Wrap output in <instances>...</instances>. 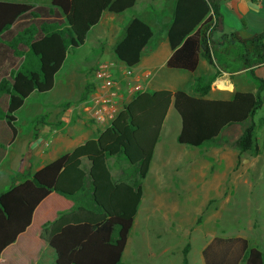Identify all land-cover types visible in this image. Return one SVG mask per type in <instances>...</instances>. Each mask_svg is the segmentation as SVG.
<instances>
[{
	"label": "trees",
	"instance_id": "1",
	"mask_svg": "<svg viewBox=\"0 0 264 264\" xmlns=\"http://www.w3.org/2000/svg\"><path fill=\"white\" fill-rule=\"evenodd\" d=\"M44 1L52 15L61 13L64 19L25 28L8 43L15 55L23 58L11 81L0 82V96L9 97L6 111L0 105V120L14 137L17 114L26 100L34 93L47 94L54 89L70 50L84 45L104 12L122 14L132 10L138 0ZM222 2L176 0L168 32L173 50L168 67L195 72L200 58L224 67L220 57L224 54L250 68L259 82L258 93L237 92L230 101L204 99L217 74L196 79L199 97L184 91L138 93L99 137L0 192V264H37L47 245L56 251V264H124L143 198V182L171 106L182 121L179 144L193 148L224 144L231 128L247 124L233 145L240 153L264 154L256 143L254 122L263 105L264 80L256 77L255 69L264 65V31L247 40L237 32L226 33ZM34 9L25 0H0V42L20 20L29 16L38 19ZM216 34L221 35L220 41L214 39ZM152 38L149 24L134 18L114 47L117 60L128 68L137 66ZM217 45H227L222 54ZM95 89L94 84L88 85L83 100ZM111 159L117 178L111 171ZM190 251L188 243L182 251V264H190ZM203 254L207 264H264V251L244 240L216 238Z\"/></svg>",
	"mask_w": 264,
	"mask_h": 264
},
{
	"label": "crops",
	"instance_id": "2",
	"mask_svg": "<svg viewBox=\"0 0 264 264\" xmlns=\"http://www.w3.org/2000/svg\"><path fill=\"white\" fill-rule=\"evenodd\" d=\"M25 2L36 7L35 3L37 0H25ZM41 2L46 5L43 7L45 11L39 14L38 19L41 22H54L64 19L61 13L52 15V9L47 1L42 0ZM175 8L176 0H138L132 10L122 14L104 12L100 23L90 31L89 35L100 24H104L105 27L101 30L104 33L103 36L110 46L115 47L117 43L114 44V40L117 38L119 32L123 27L125 30L129 22L134 18L142 19L153 30V38L144 51L141 62L133 68H128L124 64H121L120 67L117 66V70L115 71L116 77L114 76V78L120 84V90L123 93V95L121 93V97H125L124 105L117 107V115L123 110L125 105L132 101L133 98L129 96L136 88H141L142 92L148 93L161 90L172 92L184 91L189 95L199 97L195 90L196 79L198 77L209 79L216 74L217 77L211 84L209 93L203 97L204 99L230 101L237 92L258 93L259 82L253 78L250 68H244L235 58L225 56L224 54L220 56L224 67H220L217 64L211 65L203 58H200L195 72L168 67V61L173 55V50L168 41V32L174 20ZM221 13L224 18L226 33L237 32L240 38L247 40L255 34L264 31V0H223ZM40 16L42 17L40 18ZM18 23L11 30L15 29ZM220 37V34H216L214 39L220 41ZM225 47L227 45L216 46L220 54H222L221 52ZM263 66L255 69L256 77L260 78L259 71ZM126 71H130L131 75H128ZM163 72L168 73V77L165 79L161 77ZM187 82L193 90L191 93L183 88V85ZM90 84H94L97 89V82H91ZM84 85V92L79 98V106L74 105L73 107H69L71 102H65L60 105L54 115L49 113L56 119L55 121L50 119L39 131H35L33 128V138H43L44 140L40 145L42 149L33 155V162L46 157H50L52 159L51 162H53L61 156L73 152L87 141L99 137L101 132L107 128L95 122L90 124L84 119V116L87 118L91 116L92 104L91 102H87L96 93L95 90L88 100H83V94L88 86L87 80ZM176 113L178 114L174 106H171L165 119L155 154L159 150L161 154L166 152L167 147L162 143L161 139L169 120ZM42 115L47 116V114ZM178 116L181 120L179 114ZM38 117L33 120V124ZM17 123L18 119L16 122V137L18 136L19 129L17 128ZM3 126H7V124L4 120H0V127ZM246 126L247 124H244L231 128L225 134L226 142L224 144L207 145L198 148L203 151H194L189 154L192 170L188 188L185 186L176 188L174 185V179L179 174L182 160L184 157H187V154L182 155L178 153L175 160L171 159L167 161L168 163L162 159H155V165L152 169L150 168L148 174L147 189H145L146 179L143 182L144 192L141 205L144 207L140 210V213L138 212L135 224L138 221L139 215H141L140 225L144 226L150 223L152 215H155L156 211L165 208L168 202L166 201L167 199L171 198V202L176 200L173 198V196H177V190L175 189H179L180 192L184 190V192L187 191L193 195L207 189L213 190L216 193L214 196L208 198L201 215H197L192 221L191 234L188 237L189 242L186 243V245L188 243L191 245L189 253L190 264H195L191 259L193 245L201 238L205 239L203 246H201V264H207L203 252L216 238L244 240L251 247L264 251V202L262 201L264 199V189H261L264 180V154H254L253 152L240 153L239 149L233 145V142L243 133ZM181 128L182 121L181 123L179 121L177 138L181 132ZM14 140L11 139V143ZM260 150L264 151L262 148ZM245 159L248 160L244 162ZM2 160L3 158L0 162ZM32 161L29 159L24 160L26 169L22 174V180L27 179V175L34 174L31 171ZM113 164L114 161L111 164V171L115 175V178H117L116 174L118 170H116ZM84 165L89 167V162L85 160ZM123 168H127V165L124 164ZM155 170L157 176L153 180L152 173ZM25 176L27 177L25 178ZM12 185L17 184L12 183L10 186ZM185 216H187L186 213H178L174 221L182 226L186 220ZM162 220L163 218L161 217L157 218L156 224L158 227L161 226ZM205 225L222 226V232L226 231L224 229L233 227L236 234L230 237H223L216 232H211L207 228L203 229ZM166 255H169V247L161 251V256L164 258L163 264H173L170 257L165 259ZM153 256L155 255L153 254ZM45 259L46 262L50 261L56 264L57 254L50 245H47L41 254L40 260Z\"/></svg>",
	"mask_w": 264,
	"mask_h": 264
},
{
	"label": "rangeland",
	"instance_id": "3",
	"mask_svg": "<svg viewBox=\"0 0 264 264\" xmlns=\"http://www.w3.org/2000/svg\"><path fill=\"white\" fill-rule=\"evenodd\" d=\"M41 1L42 0H37L35 3L36 7L34 11L37 14H41L39 9L46 6ZM41 17L42 16H40V18ZM40 23V19H35L29 16L21 20L15 29L4 35L3 40L0 42V82L2 79H8L11 81L12 72L17 70L23 61V58L17 57L14 51L9 47V41L16 37L18 32H22V30L31 26L39 27ZM104 27V24H100V26L88 36L84 45L77 49L70 50L66 62L57 75L56 85L51 92L47 94L34 93L26 100L25 105L17 114V128H19L17 137L13 136L12 131L9 130L7 126L0 127V136L3 135L0 137V160L3 158L0 162V192L8 190L12 183L18 184L24 180H22V174L26 169L24 160L29 159L32 161L33 155L38 150L42 149L40 145L44 140L43 138H33V128L35 131H39L40 128L44 124H47L50 119L55 121L56 119L49 113L54 115L60 105L65 102H71L69 107H73L74 105L79 106V98L84 92L85 81L87 80L88 85L91 82H96L94 72L100 65V62L104 63V61H106L105 63L112 64L113 74L116 77L115 71L117 70V66L120 67L122 63L117 60L113 51L114 47L110 46L104 38V33L101 31ZM124 34L125 30L123 27L117 38L114 40V44L119 42L124 37ZM259 74L260 78L264 80V66L260 69ZM161 77L162 79L167 78L168 73L163 72ZM183 88H185L187 92H193L188 82L183 85ZM141 92V88H136L130 93L129 97L133 98ZM95 95L96 93L91 96L87 103L91 102L92 104V97H95ZM8 99L9 97L7 95L0 96V105L5 111L7 110ZM124 99L125 97L121 98L120 105H124ZM262 99L263 105L254 116V122L256 125V143L264 150V91L262 93ZM42 114H47V116H43ZM36 117L38 118L33 124V120ZM84 119L90 124L94 123L92 119V110L90 118L84 116ZM179 121L181 123L177 113L169 120L168 126L161 139L162 143L167 147V150L163 154H161L160 150L156 152L151 169L155 165L157 159H162L164 162H167L171 159L175 160L178 153L182 155L187 154V157H184L182 160L179 174L176 175L174 179V185L176 188H182V186L188 188L187 186L190 183L192 170L189 154L194 151L199 152L203 150L178 143L177 126ZM103 126H106V124ZM10 137L12 140L15 139L12 143ZM30 143L31 145H29ZM51 160L50 157H46L41 160L32 161V173H35L42 166L50 163ZM247 160L248 159H245L244 162ZM113 161L114 160L111 159L110 163L112 164ZM27 176H25V178ZM156 176L157 173L155 170L152 173L153 180L156 179ZM148 181L149 175L145 180V189L148 187ZM261 189H264V180ZM175 190H177V196H173V198L176 200L171 202V198L167 199L166 201L170 203L167 202L164 209L156 211L155 215H152L150 223L145 226L140 225L141 215H139L138 221L130 233L128 245L123 257L124 264H163L164 258L161 256V251L167 247H169V255H166L165 259L170 257L173 264H181L183 257L182 249L186 243L189 242L188 237L191 234L192 221L197 215H201L208 198L214 196L216 193L213 190L207 189L201 190L193 195L187 191L184 192V190H182V192H180L179 189ZM262 201L264 202V199ZM143 207L144 206L141 205L139 213ZM181 212L186 213L187 215L185 216L186 220L182 226L174 221L177 214H180ZM160 217L163 218V220L161 221V226L158 227L156 220ZM205 228L209 229L211 232H216L223 237H230L236 234L233 227L224 229L226 230L224 232H222L223 227H220L219 225H205L203 226V229ZM204 241V238L198 239L193 245L191 259L195 264H201V246H203ZM153 254L155 256L152 257ZM38 264L55 263L50 261L46 262L45 259L40 260Z\"/></svg>",
	"mask_w": 264,
	"mask_h": 264
},
{
	"label": "built area",
	"instance_id": "4",
	"mask_svg": "<svg viewBox=\"0 0 264 264\" xmlns=\"http://www.w3.org/2000/svg\"><path fill=\"white\" fill-rule=\"evenodd\" d=\"M131 75L130 71H126ZM97 89L92 100V119L95 123L110 126L117 116V107L121 103L119 83L113 74V65L101 63L94 73Z\"/></svg>",
	"mask_w": 264,
	"mask_h": 264
}]
</instances>
